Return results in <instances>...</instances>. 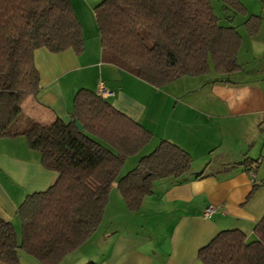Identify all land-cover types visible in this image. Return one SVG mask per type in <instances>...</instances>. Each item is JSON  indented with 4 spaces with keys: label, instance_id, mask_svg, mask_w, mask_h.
<instances>
[{
    "label": "trees",
    "instance_id": "trees-1",
    "mask_svg": "<svg viewBox=\"0 0 264 264\" xmlns=\"http://www.w3.org/2000/svg\"><path fill=\"white\" fill-rule=\"evenodd\" d=\"M223 3L226 13L248 17L249 36L259 34L261 17L250 16L239 0ZM95 16L103 62L154 88L207 76L212 66L218 75L241 70L242 37L220 24L212 0H103ZM41 48L84 53V32L71 1L0 0V138H26L29 149L40 153L43 168L59 175L52 187L28 196L19 207L20 243L14 224L0 215V264H21L20 250L40 264H62L97 232L115 187L128 210L138 212L155 182L181 178L194 163L181 147L162 141L120 177L126 160L138 155L153 134L89 90L77 93L68 119L43 126L26 117L22 105L41 90L34 62ZM243 164L250 173L259 162ZM254 235L249 242L241 230L222 231L198 259L264 264V216Z\"/></svg>",
    "mask_w": 264,
    "mask_h": 264
},
{
    "label": "crops",
    "instance_id": "crops-1",
    "mask_svg": "<svg viewBox=\"0 0 264 264\" xmlns=\"http://www.w3.org/2000/svg\"><path fill=\"white\" fill-rule=\"evenodd\" d=\"M70 1L83 28L85 51L81 56L72 49L59 54L46 48L35 51L41 90L22 105L25 116L43 126L68 119L77 93H96L103 81L114 93L107 101L153 134L143 149L161 133L156 148L169 141L188 152L194 163L181 178L155 182L138 212L128 210L115 187L97 232L62 264H202L199 251L222 231L238 229L254 241L255 226L264 216V0H239L250 16L261 17L257 36L246 31L248 17L226 13L223 26L235 28L242 37L240 71L185 77L162 88L164 92H153L103 62L95 16L103 0ZM138 155L126 160L122 173L128 164L137 167ZM246 160L259 165L249 173ZM58 178L43 168L40 153L29 149L26 138H0L4 219L16 222L26 198L47 191ZM255 185L259 188L252 193ZM210 206L216 213L206 218Z\"/></svg>",
    "mask_w": 264,
    "mask_h": 264
},
{
    "label": "rangeland",
    "instance_id": "rangeland-1",
    "mask_svg": "<svg viewBox=\"0 0 264 264\" xmlns=\"http://www.w3.org/2000/svg\"><path fill=\"white\" fill-rule=\"evenodd\" d=\"M212 4H213L214 10H215V14L219 18L221 25H227V23H226L227 14H226V12L223 9L224 8L223 0H212ZM241 19H242V17L239 16L238 22H240ZM238 22H237V24H238ZM243 29L244 28H242V27L240 28L241 31H243ZM211 70H212V73H215V71L213 69V66L211 67ZM135 80L138 81L140 84H143L144 86H147V88L149 90L153 91V92H164L162 89H157V88L151 87V86H149L147 84H144L142 81H139L136 78H135ZM160 110H162V109H160ZM160 114H162V111H160ZM160 137H161V133L156 134V138L153 141L154 143H152V145H150L149 147H146L145 149H143V151L141 153H139L138 156L141 157V158H143V157H146V156L150 155L151 153H153V151L156 149V146L155 145L160 140ZM131 167L132 166H130L128 164L126 166V168H125V171L121 174L120 177L124 176L125 173L128 172V169H133ZM13 224H14L16 230H17L18 240H19V243H20L21 242V222H20V219L17 218V221L16 222H13ZM19 253H20L21 260L23 261L24 264H26L25 262H27L28 260H32V262H35L37 264V262L34 259H32L28 255H26L25 253H23L21 250L19 251Z\"/></svg>",
    "mask_w": 264,
    "mask_h": 264
},
{
    "label": "built area",
    "instance_id": "built-area-1",
    "mask_svg": "<svg viewBox=\"0 0 264 264\" xmlns=\"http://www.w3.org/2000/svg\"><path fill=\"white\" fill-rule=\"evenodd\" d=\"M96 94H97V96H99L103 99H108V98H111L114 96V93L106 87V85L103 81L99 82L97 89H96ZM252 175H253V173H252ZM215 213H216V208L214 206H210L207 208V210L205 212V216H206V218H210Z\"/></svg>",
    "mask_w": 264,
    "mask_h": 264
},
{
    "label": "water",
    "instance_id": "water-1",
    "mask_svg": "<svg viewBox=\"0 0 264 264\" xmlns=\"http://www.w3.org/2000/svg\"><path fill=\"white\" fill-rule=\"evenodd\" d=\"M75 125L78 128L79 131H83L84 130V126L82 124H80V122L78 120H75Z\"/></svg>",
    "mask_w": 264,
    "mask_h": 264
}]
</instances>
